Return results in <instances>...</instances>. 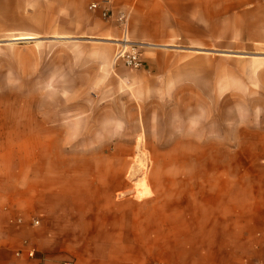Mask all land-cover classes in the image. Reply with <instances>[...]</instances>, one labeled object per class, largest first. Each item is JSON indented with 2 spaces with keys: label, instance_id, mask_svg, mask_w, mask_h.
<instances>
[{
  "label": "crops",
  "instance_id": "1",
  "mask_svg": "<svg viewBox=\"0 0 264 264\" xmlns=\"http://www.w3.org/2000/svg\"><path fill=\"white\" fill-rule=\"evenodd\" d=\"M8 64L0 264H264V0H0Z\"/></svg>",
  "mask_w": 264,
  "mask_h": 264
},
{
  "label": "rangeland",
  "instance_id": "2",
  "mask_svg": "<svg viewBox=\"0 0 264 264\" xmlns=\"http://www.w3.org/2000/svg\"><path fill=\"white\" fill-rule=\"evenodd\" d=\"M13 47L18 46L16 45ZM7 57H9L7 59H10V62L13 63V60L16 57V50H10ZM18 80H20V73L16 70L14 64H8L5 67L0 66V112L27 113L32 110L31 88L16 87L15 85ZM147 147V151L135 152V158L156 162L161 158H165L164 153H161L158 150L159 145L157 136L147 137ZM222 156H224L223 153H216V158H222ZM254 159H257L256 154H254ZM141 171H143L144 176L151 175L157 177L159 168L158 166H155L151 168H143Z\"/></svg>",
  "mask_w": 264,
  "mask_h": 264
},
{
  "label": "built area",
  "instance_id": "3",
  "mask_svg": "<svg viewBox=\"0 0 264 264\" xmlns=\"http://www.w3.org/2000/svg\"><path fill=\"white\" fill-rule=\"evenodd\" d=\"M92 10L99 9V6L94 4L91 6ZM104 19H109L110 15L107 11L103 12ZM117 23L123 30V37L117 43V51L114 57L115 62H122L123 65L131 70H140L144 66V62L141 57V51L144 48V45L133 43L128 38V17L124 14H120L116 18ZM38 225V222H35ZM20 256V254H18ZM34 253H29V257L33 258ZM260 264V263H255Z\"/></svg>",
  "mask_w": 264,
  "mask_h": 264
},
{
  "label": "bare ground",
  "instance_id": "4",
  "mask_svg": "<svg viewBox=\"0 0 264 264\" xmlns=\"http://www.w3.org/2000/svg\"><path fill=\"white\" fill-rule=\"evenodd\" d=\"M20 40H22V41H23L24 39H20ZM26 41H27V40H26ZM29 41H30V40H29ZM14 42H15V41H14ZM20 42H21V41H20Z\"/></svg>",
  "mask_w": 264,
  "mask_h": 264
}]
</instances>
